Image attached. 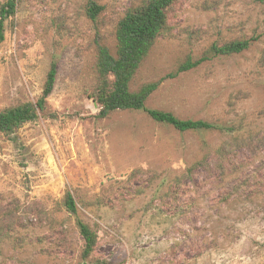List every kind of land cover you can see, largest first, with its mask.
<instances>
[{"label":"rangeland","instance_id":"1","mask_svg":"<svg viewBox=\"0 0 264 264\" xmlns=\"http://www.w3.org/2000/svg\"><path fill=\"white\" fill-rule=\"evenodd\" d=\"M146 1L17 0L0 44V112L35 103L51 64L56 77L44 113L0 133V264L81 263L78 221L97 236L88 264H264V2L169 8L129 90L161 80L145 108L219 128L179 133L142 111L99 119L90 98L97 47L114 55L118 21ZM240 39L251 40L242 53L169 77Z\"/></svg>","mask_w":264,"mask_h":264},{"label":"trees","instance_id":"2","mask_svg":"<svg viewBox=\"0 0 264 264\" xmlns=\"http://www.w3.org/2000/svg\"><path fill=\"white\" fill-rule=\"evenodd\" d=\"M176 0H148L141 6L128 10L115 27V53L112 55L104 46L97 47L95 73L96 84L90 98L99 108L97 118H106L116 111H142L152 121L166 125L179 133L209 131L219 129L212 123L202 120L180 119L170 112L145 108L148 97L158 88L161 80L146 83L136 91L129 90V83L147 57L157 38L166 29L169 8ZM264 2V0H258ZM17 0H4L0 5V44L4 39L6 21L15 14ZM102 10L101 7L90 3L86 9L87 16L94 19ZM251 40H231L222 45H211L206 55L197 60L187 59L181 63L176 71L169 75L174 77L178 73L198 67L209 57H229L247 50ZM56 77V67L51 64L44 81L42 93L35 103L26 102L0 112V133L9 134L21 125L33 122L39 114L44 113L46 100L50 96ZM199 162L187 167L180 181L192 178L198 169ZM178 193V192H177ZM64 211L75 216L77 207L70 191H66L62 199ZM78 232L83 241L80 257L85 261L94 252L97 243L96 233L82 221L77 222ZM93 264H105L95 262Z\"/></svg>","mask_w":264,"mask_h":264}]
</instances>
